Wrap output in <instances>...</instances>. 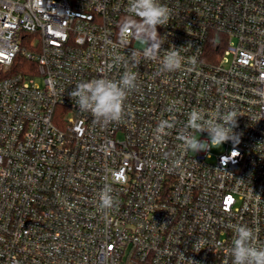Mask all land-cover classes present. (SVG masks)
I'll list each match as a JSON object with an SVG mask.
<instances>
[{"label": "built area", "instance_id": "obj_1", "mask_svg": "<svg viewBox=\"0 0 264 264\" xmlns=\"http://www.w3.org/2000/svg\"><path fill=\"white\" fill-rule=\"evenodd\" d=\"M160 2V59L136 66L140 45L119 31L128 0H0V264H231L234 224L264 243V0ZM171 47L183 68L164 72ZM126 70L137 88L118 122L69 95ZM194 109L234 112L238 138L185 152ZM106 186L115 203L102 209Z\"/></svg>", "mask_w": 264, "mask_h": 264}, {"label": "clouds", "instance_id": "obj_2", "mask_svg": "<svg viewBox=\"0 0 264 264\" xmlns=\"http://www.w3.org/2000/svg\"><path fill=\"white\" fill-rule=\"evenodd\" d=\"M127 15L119 25L120 34L123 37H132L140 45L131 52V62L136 66L140 60L160 59L162 45L165 38L158 33V26H167L171 12L160 0H128ZM181 49L171 47L164 51L161 60V70L175 72L182 70L184 58L180 55ZM124 58L117 55L114 63L120 64ZM137 73L126 70L119 80H113L101 76L89 81L78 83L69 93L76 106L82 112L91 115L100 122H118L121 120L125 101L128 94L137 88ZM207 114L194 109L188 115L186 131L179 136L185 152L195 153L207 150L212 143L222 144L229 140H236L237 134L233 129L236 126L237 116L234 112L224 115L217 114L212 118H206ZM173 124L167 120L159 122L156 128L158 135H167V128ZM190 130V131H188ZM207 132L210 143L201 141L195 133ZM179 159L172 162V167H180ZM112 189L106 186L100 193V207L109 209L114 206ZM234 233L230 248L225 252L231 257V264H264V243H260L253 228L246 225L234 224L230 226ZM205 243L198 239L194 244L196 252ZM188 264H194L189 259Z\"/></svg>", "mask_w": 264, "mask_h": 264}, {"label": "trees", "instance_id": "obj_3", "mask_svg": "<svg viewBox=\"0 0 264 264\" xmlns=\"http://www.w3.org/2000/svg\"><path fill=\"white\" fill-rule=\"evenodd\" d=\"M223 47V45H222ZM219 48H221V45L218 44V41L215 37H211L209 41L207 42L206 46V60L213 61L215 59V54L218 53ZM25 63H29L26 60H23Z\"/></svg>", "mask_w": 264, "mask_h": 264}, {"label": "rangeland", "instance_id": "obj_4", "mask_svg": "<svg viewBox=\"0 0 264 264\" xmlns=\"http://www.w3.org/2000/svg\"><path fill=\"white\" fill-rule=\"evenodd\" d=\"M39 82H41V79H39ZM225 151V148L223 147L222 144H217L212 146V152L219 154Z\"/></svg>", "mask_w": 264, "mask_h": 264}]
</instances>
